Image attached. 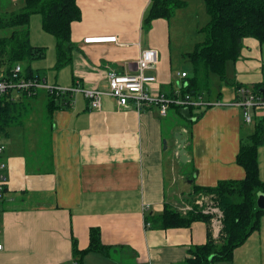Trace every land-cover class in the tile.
Returning a JSON list of instances; mask_svg holds the SVG:
<instances>
[{
	"label": "crops",
	"instance_id": "1",
	"mask_svg": "<svg viewBox=\"0 0 264 264\" xmlns=\"http://www.w3.org/2000/svg\"><path fill=\"white\" fill-rule=\"evenodd\" d=\"M11 1L6 2L7 8L0 2V11H16L23 4V0ZM181 1L184 4L174 10V17L197 19L205 14L203 0L192 9L190 0ZM149 2L77 0L81 20L72 24L71 63L54 71L55 37L40 30L41 16H32L38 31L31 40H43L37 46L48 47L51 55L47 62L30 63L39 70L35 75L55 86H72L77 80L83 87L106 88L107 69L135 74L141 49L152 48L158 59L145 71L155 77L151 85L168 97H181L187 81L172 76L170 18L152 20L146 33L139 30ZM113 35L116 42H83L86 37ZM44 68L50 69L48 74L40 72ZM175 68L188 76L181 64ZM226 71L227 78L248 87L264 84V43L244 38L239 58L227 63ZM213 81L220 98L207 100L235 99L234 86ZM84 97L80 92L72 94L70 106L54 110L50 119L45 109L39 118L34 110L26 113L22 125L10 127L3 139L0 161L7 164L8 183L6 209L0 205V264H72L73 260L78 264H188L189 247L205 243L208 230L216 239L221 228L211 220L210 226L193 221L187 227H146L144 212L159 214L164 204L183 210L193 186L212 187L219 180L243 178L235 157L240 143L253 133L254 122L264 116V107L252 108L251 121L245 122L241 108L213 104L189 123L170 106L164 123L157 105L125 110L114 98L103 96L97 110ZM45 126L48 141L41 144L37 131ZM179 130L187 134L184 162L176 156L174 134ZM257 161L258 175L264 180V144L259 146ZM91 227L100 230L108 253L89 252L81 260L74 259L73 245L86 248ZM214 264H264V216L260 228L234 249L230 262Z\"/></svg>",
	"mask_w": 264,
	"mask_h": 264
},
{
	"label": "trees",
	"instance_id": "2",
	"mask_svg": "<svg viewBox=\"0 0 264 264\" xmlns=\"http://www.w3.org/2000/svg\"><path fill=\"white\" fill-rule=\"evenodd\" d=\"M183 4L181 0H150L143 21L149 24L157 18L169 19L174 10ZM204 5L209 16L203 28L205 38L191 51L182 54L192 64L193 70L192 75L185 76L187 82L181 94H189L194 98L204 96L207 99L217 95L220 98V92L212 91L213 78L217 77L220 84L234 86L237 91L248 87L233 78H227L226 67L227 63L239 58L244 38L251 37L264 43V0H204ZM37 13L41 16L42 30L55 37L53 68L59 70L71 63L72 51L75 49L71 40L72 24L81 20L77 0H23L22 6L16 11H0V77H9L14 65L21 64V77L39 78V75L33 74L30 62L45 57L46 47L31 45L29 40L30 17ZM25 62L26 69L22 66ZM248 88L264 100V84L255 83ZM39 90L44 92L40 94L45 97L47 119H50L54 110L66 109L71 104L69 93ZM39 90L31 95L18 91L16 98L11 97V91L0 96V141L8 136L10 127L22 125L23 117L33 110V99L38 96ZM173 107L177 111L180 108ZM207 107H187L188 122L198 119ZM263 144L264 116L254 122L253 133L240 143L236 154L235 161L244 170L243 178L219 180L212 187L193 186L187 196L188 210H176L164 204L159 214L145 211V226L156 229L187 227L193 221H204L210 226L211 215L203 212L204 207L194 204L200 196H206L223 211L221 229L216 239L208 230L205 243L189 247L190 255L186 261L188 264L230 262L234 249L244 244L260 228L264 216V209H260L256 203L258 195L264 194V180L258 175L257 161L259 146ZM6 201H0L3 211ZM100 236V230L91 227L87 247L78 249L73 245L74 259L81 260L89 252L106 255L109 248L101 242Z\"/></svg>",
	"mask_w": 264,
	"mask_h": 264
},
{
	"label": "built area",
	"instance_id": "3",
	"mask_svg": "<svg viewBox=\"0 0 264 264\" xmlns=\"http://www.w3.org/2000/svg\"><path fill=\"white\" fill-rule=\"evenodd\" d=\"M85 43H100V42H116V36H101V37H86ZM157 51L152 48L141 49L139 57H137V72L135 74H121L114 69H107L105 72L106 88H88L83 87L76 80L75 85L61 87L51 84H47L45 79L41 78H24L20 76L22 70L21 64H16L12 68V71L7 78L0 77V96L7 91H23L28 95L36 92L39 89L47 91H59L62 93H82L88 101L89 105L93 109L100 108L101 98L103 96H110L115 99L120 108L123 109H135L137 111L142 110L145 107L157 105L162 116L166 115L167 109L170 106H178L187 108L218 105L219 101H209L204 96L194 98L189 94L181 95V97H168L158 88L153 87L151 84L155 82V77L146 75L145 71L150 69L158 59ZM186 72H177V76L184 78ZM17 96L13 97L16 98ZM12 97V96H11ZM231 105H235L242 109V115L245 122L251 121L252 108H263L264 100L258 94L251 91V88H242L237 91V96L231 102ZM5 150V144L0 141V156ZM7 164L5 161H0V201L5 199L7 193L8 176L6 173ZM206 196H200L195 203H199L204 207L203 212L211 215V222L217 227L221 228L223 213L219 207L212 206L207 203V207L204 206V200ZM190 207L186 204L183 210H188ZM148 226V225H147ZM2 244H0V248ZM72 264H78L76 260H73Z\"/></svg>",
	"mask_w": 264,
	"mask_h": 264
},
{
	"label": "rangeland",
	"instance_id": "4",
	"mask_svg": "<svg viewBox=\"0 0 264 264\" xmlns=\"http://www.w3.org/2000/svg\"><path fill=\"white\" fill-rule=\"evenodd\" d=\"M190 1H191V5H189V6H191V9H192V6L194 7L199 0H190ZM0 2L2 3L1 7H2V5H5V7L7 8L6 2L9 3L12 1L11 0H0ZM203 6L205 8L204 0H203ZM148 7H149V4L145 8V12H144L143 16L146 15ZM19 8L20 7L18 6L15 9L18 10ZM36 15L40 16V14H38V13L33 14V15H31L30 21H29V28H30L29 40H30V44L34 45V46L41 45V43H43V40L39 43L38 42L35 43L31 40V35H33V32L38 31V28L35 27V20L33 19V17ZM208 20H209V16L207 15L206 10H205V14L202 15V17H199L197 19L196 18L189 19L186 16H184L183 18L174 17L173 15L170 17L169 30L171 33V55H172V63H173V70H172L173 79H177L176 72L179 69L176 70L175 65H178V64H181L182 66H184V69L186 71H188L189 76L192 75V70H193L192 64L190 62L186 61L184 58H181V53L183 51H190L195 44L201 43L204 40L205 32H204L203 28L206 26V23L208 22ZM152 23L153 22H151L149 24L144 23L143 17H142L141 18V25H140L141 28L139 27V30L141 31V33H143V32L146 33L147 29H149V27L153 26V25H151ZM40 30H42V28H40ZM50 56L51 55H49L48 47H46L45 57H43L42 59L39 58V59L31 60L30 63L32 64L33 62H39V61L42 62V60H45V62H47L49 60ZM22 66H23V68L26 69L27 63L26 62L23 63ZM49 70L50 69L44 68V69H41L40 72L48 74ZM54 70H56V69H54V68L51 69V71H54ZM32 71H33L34 75L37 74L36 73L37 71L39 72V70L34 69V68H32ZM40 76H42V75H40ZM213 83H214V81H213ZM166 87H169V84H166ZM216 89H217L216 86H212V91H216ZM40 95L41 96H38L37 98L33 99V110H34V114L36 115V118H39V116L43 113V111L45 109V105H44V103H45L44 99L45 98L43 97L42 94H40ZM11 96L12 97L17 96L16 91L11 92ZM29 111H28V113H29ZM170 111H171V109L168 107L166 114H168V112H170ZM168 118H169V116H167V115L162 116L163 122L166 123L165 121H167ZM37 134H39L38 137H39V140H41V144H46L48 141V131H47L46 126L43 128H40L39 132L37 131ZM205 199H206V200H204V206L205 207H207V203H210V205H212V206H216V205H213L212 201H210L208 198H205ZM194 204H196V203H194ZM196 205L200 206L199 203H197ZM222 213H223V211H222ZM222 219H223V216H222Z\"/></svg>",
	"mask_w": 264,
	"mask_h": 264
},
{
	"label": "water",
	"instance_id": "5",
	"mask_svg": "<svg viewBox=\"0 0 264 264\" xmlns=\"http://www.w3.org/2000/svg\"><path fill=\"white\" fill-rule=\"evenodd\" d=\"M188 108H181L179 109V112L186 118L189 119V116H188ZM186 132L184 130H179L177 132H175L174 136H175V139H176V156L177 158L184 162L185 161V151L184 150V144L186 143ZM163 144L165 145V141L163 142ZM165 147V146H164ZM257 206L260 208V209H264V194L263 193H260L257 197Z\"/></svg>",
	"mask_w": 264,
	"mask_h": 264
},
{
	"label": "bare ground",
	"instance_id": "6",
	"mask_svg": "<svg viewBox=\"0 0 264 264\" xmlns=\"http://www.w3.org/2000/svg\"><path fill=\"white\" fill-rule=\"evenodd\" d=\"M136 64H137V62H136ZM227 103H228V102H224V103H223L222 101H219V104H218V105L222 104V105L224 106V105H227Z\"/></svg>",
	"mask_w": 264,
	"mask_h": 264
}]
</instances>
